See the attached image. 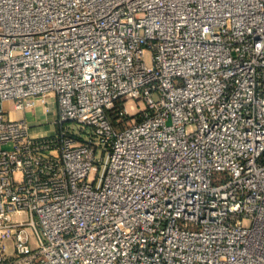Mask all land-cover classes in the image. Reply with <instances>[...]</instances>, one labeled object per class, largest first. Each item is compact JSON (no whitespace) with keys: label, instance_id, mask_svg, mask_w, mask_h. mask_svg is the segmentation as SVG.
<instances>
[{"label":"built area","instance_id":"obj_1","mask_svg":"<svg viewBox=\"0 0 264 264\" xmlns=\"http://www.w3.org/2000/svg\"><path fill=\"white\" fill-rule=\"evenodd\" d=\"M0 264H264V0H0Z\"/></svg>","mask_w":264,"mask_h":264},{"label":"crops","instance_id":"obj_2","mask_svg":"<svg viewBox=\"0 0 264 264\" xmlns=\"http://www.w3.org/2000/svg\"><path fill=\"white\" fill-rule=\"evenodd\" d=\"M8 106H11L12 102L7 103ZM37 114V113H35ZM12 116L14 117H27L29 120L34 121L33 122V131L35 133H46L47 131L53 130V125L49 123L43 122L44 116L42 115L41 118H35L34 115H32L31 110H14L12 111ZM39 117V116H38ZM37 120V121H36Z\"/></svg>","mask_w":264,"mask_h":264},{"label":"trees","instance_id":"obj_3","mask_svg":"<svg viewBox=\"0 0 264 264\" xmlns=\"http://www.w3.org/2000/svg\"><path fill=\"white\" fill-rule=\"evenodd\" d=\"M119 109H120V104L117 103L113 108H111L108 112L110 120L116 124L119 127H122L123 124V119L119 115Z\"/></svg>","mask_w":264,"mask_h":264},{"label":"rangeland","instance_id":"obj_4","mask_svg":"<svg viewBox=\"0 0 264 264\" xmlns=\"http://www.w3.org/2000/svg\"><path fill=\"white\" fill-rule=\"evenodd\" d=\"M32 112V115H34L35 116V118H41L42 117V115H43V112H42V108H40V107H38L37 108V114H35L34 113V111H31ZM39 116V117H38ZM31 121V120H30ZM37 121V120H36ZM32 123L34 122V121H31ZM125 123H126V119H123V122H122V124H123V126L125 125ZM122 126V127H123ZM57 128V127H56ZM84 136H81L80 137V139H82ZM6 247H7V252L8 253H12V252H14V250H15V248H14V244H13V241L12 240H7L6 241Z\"/></svg>","mask_w":264,"mask_h":264}]
</instances>
